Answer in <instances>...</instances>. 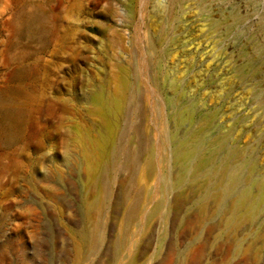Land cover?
Masks as SVG:
<instances>
[{
	"label": "rangeland",
	"instance_id": "374dc122",
	"mask_svg": "<svg viewBox=\"0 0 264 264\" xmlns=\"http://www.w3.org/2000/svg\"><path fill=\"white\" fill-rule=\"evenodd\" d=\"M259 198L264 0H0V264H264Z\"/></svg>",
	"mask_w": 264,
	"mask_h": 264
},
{
	"label": "bare ground",
	"instance_id": "6f19581e",
	"mask_svg": "<svg viewBox=\"0 0 264 264\" xmlns=\"http://www.w3.org/2000/svg\"><path fill=\"white\" fill-rule=\"evenodd\" d=\"M98 96H99V99L101 97V106H102V109L104 110V114L106 116V117H104L105 120L99 125L96 137H90L87 134H83L80 136V146H81L82 150L85 152V154L89 157L91 162L94 164H97V161L99 160V159L97 160V158L101 157L100 155L104 152L106 143L108 142V140L112 134V126L108 121L109 115L119 108V104L114 103V102L109 101V100H106L103 95L99 94ZM87 150L90 152V156L88 155ZM179 152H180L179 156H178L179 160L183 163L188 162L190 169L192 168V171H194V170L199 171L201 166L205 162V159H206L205 155H201V151L195 145H191V146H189V148L183 149ZM218 169L221 172L220 173L221 176H225V177L229 176L228 183H230V185L236 183L239 176H240V173L237 172V171H240L239 169H237V171L234 170V171L230 172L231 165L226 161L221 162ZM229 172H230V174H229ZM204 180H205V176H201V178H199L200 183H203ZM220 190L216 188L213 191V197L216 198L217 200L220 199L222 196L221 195L222 193ZM248 195L249 194L246 191L242 192L240 194L238 200L235 203V206L237 208H239V207L245 208L244 212H242L241 214L238 215V218L236 221L238 223L242 222L243 220L248 219L251 215L249 209L247 208V203L249 202V196ZM261 199L262 198H259L258 200H256L254 205L257 206V205H259V203L261 201L262 202L264 201ZM87 204H88V205H86L87 206V212L89 214V212L91 211V208L96 207L97 203L93 202V203H87ZM203 208H204L203 206H201V208H200L201 214H203V212H204ZM134 214H135V203L133 205H131V207L128 211V216H132ZM89 233H91V232H89ZM91 234H89V235L91 236ZM85 238H86V235L81 234L78 238V241L75 242V248L77 251H79L81 248V242L86 241ZM124 264H130V262H127Z\"/></svg>",
	"mask_w": 264,
	"mask_h": 264
}]
</instances>
